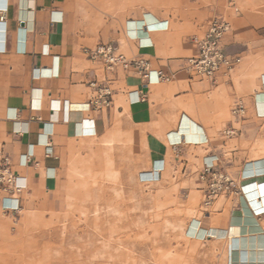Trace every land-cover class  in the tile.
<instances>
[{
  "label": "crops",
  "instance_id": "obj_1",
  "mask_svg": "<svg viewBox=\"0 0 264 264\" xmlns=\"http://www.w3.org/2000/svg\"><path fill=\"white\" fill-rule=\"evenodd\" d=\"M164 1L209 3L204 10L178 13L160 10L156 7L160 1L153 0L152 9L135 12L125 23L121 18L113 25L112 16L100 20L95 2L0 0V158L9 156L11 169L24 188L20 201L8 200L0 189V264L25 262L15 254L9 219L27 206V195L52 193L67 146L108 135L119 116L133 127L150 128V134L156 136H166L168 130L178 136L180 121L189 119L206 138L194 145L205 153L203 163L220 159L210 136L222 134L223 126L234 127L233 121L220 120L223 103L241 99L234 72L241 66L264 70V0ZM229 2L241 5L238 15L227 10ZM147 14L150 22L145 21ZM216 14L229 15L232 28L223 47L226 54L240 57L241 63L229 76L220 75L212 86L190 79L184 63L196 55L191 39L204 34ZM140 42L152 47L140 48ZM98 44H112L130 59L149 60L154 70L175 74L176 83L146 88L134 71L108 74L83 53L84 48ZM105 80L113 89V106L103 111L88 109L94 96L89 83ZM137 92L146 94L147 100L138 102ZM247 96L256 114L264 113V80L260 90L249 89ZM170 134L169 144L166 140L169 149ZM182 139L183 146L192 144ZM48 144L52 146L51 158L45 157ZM162 150L167 148L160 143L152 148V167L157 160L166 166L165 154L159 153ZM25 155L40 167L25 164ZM3 206H9L10 211Z\"/></svg>",
  "mask_w": 264,
  "mask_h": 264
},
{
  "label": "rangeland",
  "instance_id": "obj_2",
  "mask_svg": "<svg viewBox=\"0 0 264 264\" xmlns=\"http://www.w3.org/2000/svg\"><path fill=\"white\" fill-rule=\"evenodd\" d=\"M159 1L156 7L160 10L178 13L204 10L209 3ZM85 2H95L100 20L103 22L105 15L112 16L113 25L121 18L125 23L135 12L152 9L153 4V0ZM237 7L242 9L240 4ZM233 76L245 113L235 120L232 116L235 101L223 103L220 120L233 121L237 133L232 137L223 135L229 128L223 126L222 134L212 135L210 139L218 146L216 153L220 159L215 162L216 169L230 174L241 186L245 182L241 178L243 165L258 154L264 143V118L257 116L247 96L249 89L262 88L264 70L241 66ZM176 80L169 84L174 85ZM150 130L133 127L119 116L108 135L67 146L62 152L57 188L37 197L27 195V206L9 219V236L15 240V253L25 260L17 264H110L105 262L106 254L101 255L104 250L97 251V258L83 255L77 248L79 244L88 245L90 236L94 235L97 208H101L99 215L103 218V222L97 223L105 231L109 233L121 218L116 224L120 233L137 237L142 244L136 252V264H143L141 261L144 264H231L228 241L212 238L210 229L216 226L228 230L234 220L246 221L242 194L220 195L212 206L203 207L205 183L199 174L205 153L198 145H186L176 157L167 147L168 133L156 136ZM159 143L167 148L159 152L165 154L166 166L159 176L147 178L144 174L151 173L161 161H154L152 167V148ZM87 215L89 225L82 219ZM258 221L264 226V217ZM96 241L101 243L99 239Z\"/></svg>",
  "mask_w": 264,
  "mask_h": 264
},
{
  "label": "built area",
  "instance_id": "obj_3",
  "mask_svg": "<svg viewBox=\"0 0 264 264\" xmlns=\"http://www.w3.org/2000/svg\"><path fill=\"white\" fill-rule=\"evenodd\" d=\"M227 10H230L233 15L240 13V9L233 2L228 3ZM231 28L232 24L229 15L216 14L209 20L204 34L194 36L191 39V43L196 48V55L187 58L184 63V70L190 79H196L200 82H206L215 86L218 83L220 75L229 76L241 63L240 57L226 54L223 47V39L231 31ZM150 47H152L151 43L143 44V42H140V48ZM83 53L87 59L99 62L108 74H114L117 70L126 72L134 71L138 74L143 86L146 88H149L153 84H169L176 78L175 74L168 73L164 70H154L149 60L143 58H127L112 44H98L93 48H84ZM49 72L50 75H53V70ZM89 87L94 92V96L87 105L88 109L92 108L95 111H103L113 106V89L109 86L107 80L102 82L92 81L89 83ZM146 100V94L137 92L138 102H145ZM244 113L245 108L243 102L240 99L236 100L232 110V116L235 120H238L243 117ZM257 116L264 118V113L257 111ZM236 133V129L229 127L228 130L223 132V135L232 137ZM170 146L175 156H180L183 145L172 141L170 142ZM51 156L52 146L48 144L45 157L51 158ZM23 159L27 165H33L36 168L40 167V163L28 155H25ZM217 161L218 158L204 162L199 174V179L205 183L203 190V207L205 208L212 206L213 202L220 195H240L243 192V186H240L230 174L216 169L215 162ZM161 172V170L158 171V174L160 175ZM0 189L7 195V199L10 201H20L24 193L19 176L11 169L9 156H2L0 158ZM0 204H2L1 201ZM3 209L10 211L9 206H3ZM17 212L18 210L15 211V213Z\"/></svg>",
  "mask_w": 264,
  "mask_h": 264
},
{
  "label": "bare ground",
  "instance_id": "obj_4",
  "mask_svg": "<svg viewBox=\"0 0 264 264\" xmlns=\"http://www.w3.org/2000/svg\"><path fill=\"white\" fill-rule=\"evenodd\" d=\"M145 21L150 22L148 14L146 15ZM135 28H136V32H137V28H138L137 23H135ZM255 103H256V101H255ZM188 120L182 119L180 121V123H179L180 129L177 130L178 136H174V135L169 133L170 135H172L171 136L172 140L175 143L180 144L181 143L180 141L183 137L182 142H185V143L192 142L191 145H197L198 143H203L206 138L204 136H200L201 134L200 135L198 134V130L193 128V125ZM168 140H169V138H168ZM156 164H157L156 167L153 168L151 173L144 174L145 177L154 178V177L159 175L158 171H160L164 166L163 161H158ZM241 175H242L241 176L242 180H244L245 182L250 180L247 183V185H244L245 182L242 185L243 186L242 204L244 206V210H245V214H246V221L234 220L233 224H231L229 226L228 230L215 228L216 226L214 225L215 227L212 226L210 229L211 230L210 234H211L212 238H214V239H225L226 241H228L231 264H264V226L262 224H260V222L258 221V218L264 217V143H263V145L260 146L258 154L255 155V157L253 159L248 160L244 164ZM94 193H96V192H94ZM91 199H94V198L91 197ZM97 202H98V200H97ZM87 207H88V205H87ZM112 208H114V207H112ZM97 209H96V211H94L97 215V217H95V222L97 225L94 227V235L95 236L94 235L90 236L88 245L79 244L77 248L80 249V252L83 253V255H88L91 257H93V256L97 257V254H96L97 251L100 249L104 250L101 253V255L104 253L106 254V257H105L106 263L111 264L113 262V263L117 264L119 262L122 263L124 261H126L127 263H130V261H131L132 264H136L138 262V256L136 258V255H137L136 252L138 251L139 248H141L140 245H142V244L138 241L137 237H134V236L132 237V236H128L124 233L123 234L120 233V231H119L120 227L117 226L116 224L120 221L121 218L117 219L116 223H114V225L111 226L109 233L107 231H105L97 223V222H100V223L103 222V220H102L103 218L99 215V213L101 212L100 211L101 208L99 210H97ZM90 210H92V209H90ZM84 212L86 213V211H84ZM84 212H83V214H84ZM86 214H88V213H86ZM82 219H85L86 225L90 224L89 223L90 218L88 217V215ZM107 219L108 218H106V220ZM105 228H106V226H105ZM127 232H129V231H127ZM155 233H156V231H155ZM135 236H136V234H135ZM97 239H99V241L101 242L100 244L97 243V241H96ZM144 242H145V240H144ZM144 244L147 245L146 243H144ZM27 257H29V256H27ZM141 262L144 264V261H141ZM96 264H104V263H96Z\"/></svg>",
  "mask_w": 264,
  "mask_h": 264
}]
</instances>
